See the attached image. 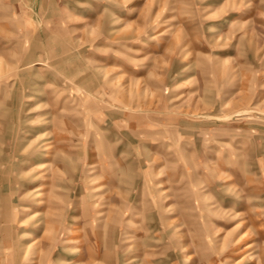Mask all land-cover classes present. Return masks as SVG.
<instances>
[{
    "label": "rangeland",
    "instance_id": "374dc122",
    "mask_svg": "<svg viewBox=\"0 0 264 264\" xmlns=\"http://www.w3.org/2000/svg\"><path fill=\"white\" fill-rule=\"evenodd\" d=\"M0 264H264V0H0Z\"/></svg>",
    "mask_w": 264,
    "mask_h": 264
}]
</instances>
